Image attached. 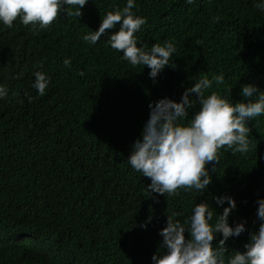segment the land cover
Instances as JSON below:
<instances>
[{
  "label": "trees",
  "instance_id": "16d2710c",
  "mask_svg": "<svg viewBox=\"0 0 264 264\" xmlns=\"http://www.w3.org/2000/svg\"><path fill=\"white\" fill-rule=\"evenodd\" d=\"M260 2L134 0L133 14L147 20L135 34L137 46L150 52L153 44L170 41L176 48L155 83L150 68L133 67L107 44L119 25L95 45L83 40L127 0H89L81 17L62 11L49 29L38 32L19 18L11 28L0 22V86L8 92L0 99V264H43L41 248L49 260L70 264H154L152 256L166 251L159 232L168 214L188 227L196 204L206 203L214 226L229 207L216 203L224 196L237 205L229 226L247 221L246 232L226 241L225 264L233 251H245L261 223L256 201L264 199V115L247 123V153L221 149L216 170L207 165L212 183L203 192L186 190L161 202L128 159L142 139L150 103L164 98L179 103L199 79L221 74L224 83L213 81L205 96L216 92L235 105L248 102L243 85L264 91V11L254 6ZM37 71L50 77L44 96L33 88ZM199 108L197 102L181 123ZM30 193L38 204L34 220H25L17 206ZM149 217L145 230L140 225ZM18 226L28 228L29 252L14 244L10 231ZM220 239L217 234L216 248Z\"/></svg>",
  "mask_w": 264,
  "mask_h": 264
},
{
  "label": "clouds",
  "instance_id": "9594fccd",
  "mask_svg": "<svg viewBox=\"0 0 264 264\" xmlns=\"http://www.w3.org/2000/svg\"><path fill=\"white\" fill-rule=\"evenodd\" d=\"M89 0H0V22L11 28L19 18L27 27L31 25L34 32L49 29L60 17L62 11L66 15L82 16V11ZM193 3V0H187ZM134 0H127L122 10L109 11L101 19L98 31H92L83 37L91 45L97 44L101 36L119 25V30L110 35L107 44L123 55L121 59L129 62L133 67L147 66L150 68L149 76L156 82V78L166 66H169L172 55L176 52L173 43L166 41L163 46L153 44L151 51L146 52L144 47H138L136 33L140 31L147 20L133 14ZM264 11V2L254 5ZM76 9L74 12L66 9ZM219 22L220 17L214 18ZM146 47V46H145ZM69 67L71 61H63ZM51 71H55L54 58H50ZM83 76L84 73L80 72ZM213 81L217 85L224 83V76H214L209 80L206 76L186 89L179 103L164 98L148 105L150 118L142 131V139H137L132 145V153L128 159L130 166L142 173V179L148 192L164 202L167 197L179 195L180 192L195 189L203 192L212 183L207 165L219 164L220 150L236 153H247L250 150L248 121L257 116L264 115V91L253 85H243L241 95L248 98V102H237L235 105L218 93L205 92L212 87ZM50 83V77L42 72L35 73V88L40 96ZM195 94L196 100L190 99ZM8 95L7 89L0 86V99ZM256 100L252 101V97ZM31 100V97H29ZM200 108L195 112L187 124L181 123L189 117V109L196 103ZM184 189V190H183ZM216 203L223 206L225 202L229 207L223 209L213 226L210 221L213 211L206 203L196 204L193 214L186 224L175 219L176 214L167 215L166 226L159 232L163 238L161 249L166 250L163 255L152 256L154 264H225L224 256L228 252L226 241L231 237H239L246 232L242 221L235 227L229 226V216L237 205L233 198L217 197ZM259 205L257 219L261 222L258 231L249 235V242L244 245L245 251H233L227 264H264V199L256 201ZM38 199L33 194L19 202L17 209L23 218L34 220V206ZM148 218L140 227L146 230L150 223ZM16 228V229H15ZM10 231L16 237L14 244L22 246L27 252L33 248V240L23 227H15ZM217 234L222 235L218 247L214 245ZM41 248L40 258L43 264H70L66 260L50 258V254Z\"/></svg>",
  "mask_w": 264,
  "mask_h": 264
}]
</instances>
